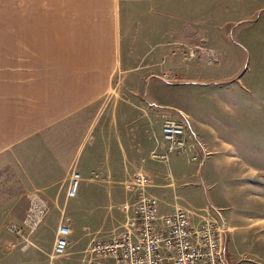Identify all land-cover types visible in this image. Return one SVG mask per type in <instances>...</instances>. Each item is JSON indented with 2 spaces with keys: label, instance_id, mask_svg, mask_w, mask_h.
I'll use <instances>...</instances> for the list:
<instances>
[{
  "label": "rangeland",
  "instance_id": "obj_1",
  "mask_svg": "<svg viewBox=\"0 0 264 264\" xmlns=\"http://www.w3.org/2000/svg\"><path fill=\"white\" fill-rule=\"evenodd\" d=\"M16 2L19 11L12 8ZM155 2L162 10V39L177 38L179 49L157 56L154 46L135 56L124 66L121 87L135 77L146 78L138 83L140 90L136 83L131 84L130 101L137 102L134 98L139 96L141 102H151L157 110L186 114L204 153L191 163L181 159L188 175L175 181V186L170 170L173 164L152 158L154 167L162 164L165 168V183L172 186L166 188V194L149 191L152 181L143 169L140 171L149 178L147 191L162 201H175L174 207L188 209L195 222L216 220L223 230L230 264H264V0ZM24 3L26 0H0V33L10 34V19L13 13L17 18V11L20 17L31 19L35 14L39 18L68 13L59 9L50 12L39 5L33 11L35 4L27 5L28 13ZM99 15L104 18L107 11L100 7ZM152 45L155 42L148 48ZM4 46L11 50L7 43ZM153 72L164 82L156 92L150 90L149 74ZM232 73L235 75L227 77ZM91 138H86L85 144ZM88 149L86 145L80 158ZM96 156L104 165L101 147ZM159 167L150 169L159 174ZM67 186V181L57 183V202L28 197L31 188L20 164L4 154L0 160V264H48L60 222L70 226L72 235L68 255L59 261L85 264L82 259L89 242L118 232L125 219L122 204L136 197L133 188L93 184L86 194L78 187L76 196L66 200Z\"/></svg>",
  "mask_w": 264,
  "mask_h": 264
},
{
  "label": "crops",
  "instance_id": "obj_2",
  "mask_svg": "<svg viewBox=\"0 0 264 264\" xmlns=\"http://www.w3.org/2000/svg\"><path fill=\"white\" fill-rule=\"evenodd\" d=\"M52 1L26 0L23 6L28 13L31 4H35L33 11L37 5L50 12L64 10L65 17L51 13L23 18L16 2L12 8L18 9L17 18L13 13L10 34L0 33V160L4 154L12 155L31 188L27 196L37 200L59 201L56 185L66 181L68 185L72 169L81 175V194L93 184L125 186L132 173L143 169L152 181L148 190L166 194L172 186L165 183L166 170L162 164L154 167L150 157L154 147L166 149L161 135L164 120L181 122L189 144L186 154L170 156L173 186L188 175L181 159L197 161L204 147L186 114L157 110L139 96L134 98L137 102L130 101L131 84L140 90L138 83L146 78L135 77L121 87L124 66L135 56L154 46L157 56L178 51L177 38L162 39L161 7L155 0ZM100 7L107 11L104 18ZM4 43L11 50H5ZM149 77L150 90H161L162 76L153 72ZM86 145L89 149L82 159ZM100 147L105 151L104 165L96 156ZM157 166L159 174L150 169ZM156 197L160 211L173 210L175 201Z\"/></svg>",
  "mask_w": 264,
  "mask_h": 264
},
{
  "label": "built area",
  "instance_id": "obj_3",
  "mask_svg": "<svg viewBox=\"0 0 264 264\" xmlns=\"http://www.w3.org/2000/svg\"><path fill=\"white\" fill-rule=\"evenodd\" d=\"M184 132L181 122L164 120L161 135L166 149L155 148L150 157L168 162L172 154H186L189 144ZM81 179L72 169L66 200L76 196ZM125 186L133 188L136 197L122 204L125 219L121 229L107 239L93 238L84 250L85 264H230L223 230L216 220L202 218L195 222L190 211L179 206L170 212L160 211L159 199L147 191L149 178L143 171L133 174ZM71 235L70 226L60 222L48 264H62L59 259L68 255Z\"/></svg>",
  "mask_w": 264,
  "mask_h": 264
}]
</instances>
